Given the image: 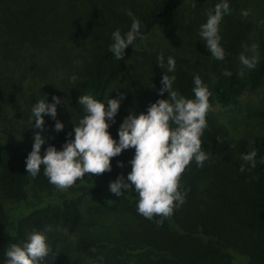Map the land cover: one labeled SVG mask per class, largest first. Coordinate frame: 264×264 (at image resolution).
I'll use <instances>...</instances> for the list:
<instances>
[{"label":"trees","instance_id":"trees-1","mask_svg":"<svg viewBox=\"0 0 264 264\" xmlns=\"http://www.w3.org/2000/svg\"><path fill=\"white\" fill-rule=\"evenodd\" d=\"M186 1L0 0V113L4 114L0 116V128L8 134L12 128L27 141L14 152L0 144V264L6 259L7 249L13 243L22 244L34 230L43 231L50 245L42 264H70L59 240L64 234L78 233L84 222L82 197L37 208L15 226L10 222L12 203L25 199L28 189L52 186L43 175V168L36 177L28 175L25 169V157L33 143L32 105L44 97L49 102L53 95L60 97L55 119L45 115L44 125L59 120L64 127L47 136L42 146L53 144L59 149L71 138L68 134L72 133L74 123L84 115L77 108L80 95L102 99L108 94L113 98L123 94L115 123L108 129L118 139L119 124L129 112H146L150 103L167 98V91L162 96L159 93L163 73L175 75L173 90L186 98L193 97L194 76L198 75L207 85L210 109L201 141L210 159L202 167L194 160L186 166L179 180L184 202L173 209L169 218L154 215L147 219L136 207L124 206L137 225L132 230V241L142 243L143 251L133 252L134 248L127 244L109 246L87 234L79 236L72 247L88 258L86 264H97L101 257L99 264H233L230 248L249 257L251 264H264V135L233 137L212 108L215 104L223 108L237 104L250 83L256 87L264 79V56L247 70V75H239V55L245 44L252 41L255 23L235 14L223 16L219 25L223 60H216L210 53L202 60H188L171 50L144 51L130 83H120L137 46ZM210 2L216 4V0ZM230 3L237 11L241 0ZM129 10L141 23L143 39L138 37L133 46L126 47L124 59L117 60L109 50L110 37L117 28L121 33L129 30ZM204 12L209 13L206 9ZM260 44L264 55V36ZM161 53L165 57L162 67L157 64ZM168 56L175 60L174 73L167 72ZM35 64L46 67L43 74L37 75ZM55 64L57 67L53 68ZM29 68L33 75H27ZM225 70L231 76H225ZM20 72L26 75L25 85L16 80ZM7 73L13 81L8 84L2 78L9 77ZM73 75L74 81L70 79ZM252 149L256 151L254 161L243 162L241 154ZM133 155L134 148L122 150L111 158L110 171L96 175L108 184L119 174L126 177ZM118 161L123 163L122 167ZM242 163L243 172L239 171Z\"/></svg>","mask_w":264,"mask_h":264},{"label":"clouds","instance_id":"clouds-1","mask_svg":"<svg viewBox=\"0 0 264 264\" xmlns=\"http://www.w3.org/2000/svg\"><path fill=\"white\" fill-rule=\"evenodd\" d=\"M230 11L228 0H220L214 9L209 11L207 19L200 25L199 36L209 53L216 60H223L225 52L220 44L219 25L224 15ZM247 15V12H243ZM127 15L132 17L129 30L121 33L117 28L111 33L109 50L117 60L124 59L127 46L141 34V23L129 10ZM257 45L240 53L239 61L243 66L239 75L244 76V68L252 69L257 62ZM247 53V54H246ZM157 64L162 67L165 57L161 53L157 56ZM168 73L175 72V60L172 56L166 59ZM231 76L229 70L223 73ZM76 80V76L70 77ZM175 75L163 73L159 93L161 96L167 91V98H158L150 103L146 112H129L117 130L118 139L108 131L110 124L115 123V117L123 94L110 97L109 94L97 99L91 94H82L78 103L84 115L78 123H74L72 133L64 141L61 148L46 143L40 131L34 133L31 150L25 157V169L28 175L36 177L43 168V175L48 182L58 189H66L86 174H101L111 170L110 160L119 155L122 150L134 148V155L129 161L131 170L125 177L117 175L109 182V191L115 196H121L122 190L133 189L138 194L136 210L147 219L154 215L168 217L174 208L184 202V193L179 190L180 176L191 161L198 167L210 159V153L204 151L201 136L207 127L206 114L210 109L211 95L207 85L201 78L193 77V97L186 98L173 90ZM60 97L53 95L51 102L46 97L37 100L31 107V120L34 127L43 129L44 116L56 117L57 105ZM64 125L56 120L54 130L59 132ZM256 151L252 149L241 154V160L252 163ZM245 163L240 165L239 171H245ZM118 165L123 166L118 161ZM160 221H157L159 223ZM50 251V245L43 231L34 230L28 234L26 240L18 245L13 243L5 252L3 264H42ZM102 261L98 258L97 264Z\"/></svg>","mask_w":264,"mask_h":264},{"label":"rangeland","instance_id":"rangeland-1","mask_svg":"<svg viewBox=\"0 0 264 264\" xmlns=\"http://www.w3.org/2000/svg\"><path fill=\"white\" fill-rule=\"evenodd\" d=\"M218 2L216 0V3ZM230 2L231 0H228L230 8L228 14L251 19L257 27L252 36V41L245 44L243 51L245 47H250L255 43L258 46L256 49L258 61L264 56L260 44L264 36V0H241L237 11H235V7L230 5ZM214 6L210 0H187L185 5L178 9L176 13L165 17L150 35L137 46L125 73L120 79V83H130L132 75L138 70L139 55L144 51L171 50L176 53L180 52L188 60L204 59L209 51L203 41L200 40L199 28L207 19L204 10L206 9L209 12L214 9ZM245 11L247 15L242 14ZM41 65L43 64L38 66L35 64L33 67V69L39 71L37 75L43 74V69L46 68L45 66L40 67ZM56 67V64L53 65V68ZM247 70V68L243 69L244 75H247ZM26 71L28 76L33 75L31 68L26 69ZM7 74L9 77L2 78L3 82L8 84L13 81L10 73ZM24 78H26L24 72H20V75L17 74L16 76V80L22 81L25 85ZM77 108H81L80 105ZM212 108L217 113L220 123L228 127L233 137L264 135V79L256 87H253L250 83L237 104L226 108L215 104ZM2 115L4 114L0 113V116ZM9 129L12 131L11 134L2 132L0 128V144L14 152L21 145L26 144L27 141L22 136L16 135L12 128ZM37 131H40L44 137L52 136L55 133L54 124L44 125L42 130L34 127L32 138ZM108 185L98 175L86 174L72 186L63 190L54 185L51 187H32L30 190L28 189L29 193L25 199L12 203L9 209L10 222L12 226H15L20 218L37 208L50 204H61L66 199L73 197H82L81 208L84 222L81 230L75 235L64 234L65 236L59 240L63 243L61 250H64L67 257L71 259L70 264L87 263L88 258L78 253L75 247H72L79 236L86 234L99 238L101 243L109 246L127 244L134 248L133 252L143 251V249H140L143 246L142 243L135 244L132 241V230L137 229V225L124 207L125 205L136 207L138 194L130 189L128 192L122 190L121 196H115L109 191ZM33 189L36 191H33ZM128 251L132 252L131 250ZM229 252L233 256V264H251L249 257L231 248Z\"/></svg>","mask_w":264,"mask_h":264}]
</instances>
